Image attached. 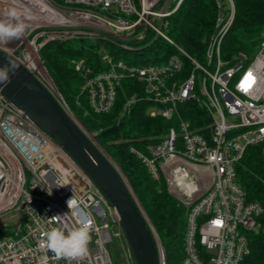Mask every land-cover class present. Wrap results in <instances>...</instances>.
<instances>
[{
    "label": "built area",
    "instance_id": "obj_1",
    "mask_svg": "<svg viewBox=\"0 0 264 264\" xmlns=\"http://www.w3.org/2000/svg\"><path fill=\"white\" fill-rule=\"evenodd\" d=\"M185 1L22 0L34 19L23 37L0 51L43 83L49 74L40 53L52 42L99 39L120 52L133 51L150 35L169 43L174 53L160 63L106 57L107 69L96 74L78 63L76 70L84 73L80 91L94 114H107L124 80L143 86L141 98L152 103L149 115L174 124L158 145L131 152L184 198L182 264H248L249 234L260 230L263 208L247 200L237 165L249 147L264 144V38L254 54L223 59L236 7L234 0H215L203 59L190 56L167 34ZM139 99L131 96L126 106ZM188 103L203 111L200 126L182 117ZM57 215L63 217L52 219ZM85 216L94 221L85 257L69 262L41 248L46 232L74 228ZM115 239L127 243L116 209L64 149L0 92V264H113L109 247Z\"/></svg>",
    "mask_w": 264,
    "mask_h": 264
},
{
    "label": "trees",
    "instance_id": "obj_2",
    "mask_svg": "<svg viewBox=\"0 0 264 264\" xmlns=\"http://www.w3.org/2000/svg\"><path fill=\"white\" fill-rule=\"evenodd\" d=\"M234 3V23L222 47L225 60L239 52L254 54L264 34V0H234ZM217 10L215 0H186L171 16L167 34L187 54L202 60ZM150 48L156 53L161 48L166 55L143 63H160L174 53V48L160 37L151 43ZM40 57L63 102L88 133H97V144L125 174L162 240L166 264H182L186 210L168 191L165 179L153 178L143 162L131 152L132 147L146 152L149 146L161 143L174 121L151 117L152 103L141 98L143 86L131 79L122 82L109 113L94 114L89 109L87 97L80 91L84 73L76 70L77 64L83 62L85 70L89 68L96 74L107 69L103 64L106 57H113L115 61L130 59L106 42L99 39L52 42L41 50ZM133 95L140 99L127 107L126 103ZM181 112L185 120L195 126L201 125L197 117L203 111L196 104L184 105ZM237 176L247 200L259 203L263 208L258 220L260 230L249 234L251 253L247 262L264 264V144L247 149L237 165Z\"/></svg>",
    "mask_w": 264,
    "mask_h": 264
},
{
    "label": "water",
    "instance_id": "obj_3",
    "mask_svg": "<svg viewBox=\"0 0 264 264\" xmlns=\"http://www.w3.org/2000/svg\"><path fill=\"white\" fill-rule=\"evenodd\" d=\"M147 36L148 31L145 39ZM8 56L0 51V66ZM0 92L64 149L116 209L134 264H161L162 245L131 184L68 110L59 93L52 92L22 65Z\"/></svg>",
    "mask_w": 264,
    "mask_h": 264
},
{
    "label": "clouds",
    "instance_id": "obj_4",
    "mask_svg": "<svg viewBox=\"0 0 264 264\" xmlns=\"http://www.w3.org/2000/svg\"><path fill=\"white\" fill-rule=\"evenodd\" d=\"M33 19V14L22 0H0V46H7L23 37ZM6 60L7 62L0 66V91L11 83V77L16 75L21 67L11 55L6 57ZM71 203L72 199L68 201L69 207ZM60 217L63 216L57 215L52 219L57 220ZM93 230L94 221L85 216L74 228L53 227L45 233L46 238L40 246L53 253L57 259L69 262L78 260L87 255Z\"/></svg>",
    "mask_w": 264,
    "mask_h": 264
},
{
    "label": "rangeland",
    "instance_id": "obj_5",
    "mask_svg": "<svg viewBox=\"0 0 264 264\" xmlns=\"http://www.w3.org/2000/svg\"><path fill=\"white\" fill-rule=\"evenodd\" d=\"M263 38H264V34H263ZM155 39H156L155 35H150V37H149V39L147 40L146 43H144L142 45H138V46L132 47V49H134L133 51L127 52V51L122 50L121 53L123 55H125V57H129L131 61H138V62L153 60V59H156V58H163V56L166 55V52L163 49L158 48V52L156 53L154 49L150 48L151 43ZM42 79H43V83L48 88H50L52 91H54V93L58 92L55 89V86H54L53 82L51 81V79L49 78V76L48 77H43ZM68 110H70V109L68 108ZM70 112H71V110H70ZM89 134L95 135L94 139H95V137L97 135V133H89ZM166 187H167L168 191L180 202V204L186 210V205L184 203V198H182L181 195H178V194L174 193L172 191V189L169 188V186L167 185V182H166ZM155 231H156V229H155ZM156 236L158 238V241L162 245L161 247H162L163 254H164V257H165V262H166V252H165L166 250H165V248L163 246L162 240H161L159 234L157 233V231H156ZM109 249H110V256H111V260H112L113 264H134L132 254H131V251H130L129 246H128L127 243L123 246V244L121 243L120 240L115 239L113 241V243L110 245Z\"/></svg>",
    "mask_w": 264,
    "mask_h": 264
}]
</instances>
